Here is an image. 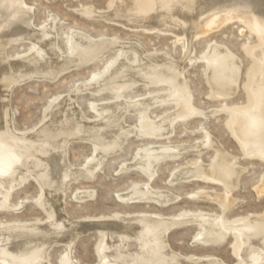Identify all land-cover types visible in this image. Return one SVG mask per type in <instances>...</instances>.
Segmentation results:
<instances>
[{"label": "bare ground", "instance_id": "obj_1", "mask_svg": "<svg viewBox=\"0 0 264 264\" xmlns=\"http://www.w3.org/2000/svg\"><path fill=\"white\" fill-rule=\"evenodd\" d=\"M186 1L194 4L188 23L191 26H204L205 30L201 33L228 21L225 19L215 25L213 14L202 20L198 14L211 5L204 0H116V4L110 8V11L108 10L109 13H98L93 9L87 16L104 15L109 20L120 21L129 27L174 31L175 28H171L170 24L165 25L167 28H163L159 23L172 17L183 19L179 8ZM225 2L231 3L236 13V10H239L241 13L239 12L240 15L237 16L240 20L254 26L264 37V0H225ZM203 5L205 7L203 10L198 9ZM177 8L178 15H171L170 12ZM33 9V6L27 4L25 0H0V43L7 45L13 40L26 39L35 23ZM254 9H257L258 13L254 12ZM153 20L158 21L156 26L138 24L143 22L151 24ZM202 21L203 25L200 24ZM54 24L55 18L50 24L39 25L37 30L40 34L37 36V41L31 42V48L28 46L29 54L16 58L14 62H10L11 64L6 57H0L2 59L0 77L10 80L14 74L21 72L24 68V63H20L21 61L26 65H34L36 71L46 70L48 63L54 59L64 62L79 55L83 62H91L104 51L117 46L116 63L109 71L95 82H86L87 84L76 87V91L87 89L94 96L106 93L114 95L115 98L98 101L94 106L98 116L92 118L84 110L80 111L77 107L79 104L77 99L58 97L49 106L42 120L29 129L26 135L14 134L7 121L4 127L5 121L0 115V211L17 209L18 205L11 199L13 192L28 180H33L41 192L39 204L48 214L46 220L0 224V264H54L50 260L49 252L58 244H63L65 247L61 264H77L71 255L73 245L83 234L91 231L103 234L99 249V264H227L225 260L215 255L184 256L181 252L175 251L169 241L170 231L177 226L192 224L201 227L194 243L216 246L235 235L239 241L237 252L239 264H264V214L252 215L251 218L247 217L248 219L244 218L237 222L224 220L227 210L232 208L236 200L232 198L231 193L239 185V175L242 174V169L237 165V158L230 156L219 143L211 141L212 136L207 130L204 132L206 134L204 139L195 145H169L171 141L165 140L171 137L174 126L179 120L202 113L193 105L189 84L181 68L172 61L173 57L166 51L163 52L165 54L148 53L139 43H132L133 55L128 56L126 46L122 45L126 42L106 38L94 39L79 31H74L71 37L69 36L67 51L60 52ZM192 35L187 36L189 41L183 44L184 56L191 50ZM176 36L178 39L185 37L179 32H176ZM41 43L51 45L50 50ZM82 46L86 48L79 50ZM262 48L260 52L255 53L261 64V72L250 89L252 105L237 112L239 116L232 132L243 145L246 156L257 157L264 161V49ZM51 50L53 53H50ZM204 60L208 64L209 84L212 85L213 93L221 97H229L239 85L241 60L228 47L217 44L210 49ZM69 64L62 65V68L56 65L58 74L66 71ZM26 65L25 68L30 69L28 67L30 65ZM135 67L138 69L134 73V83L142 82L146 86L159 85L140 99L137 98L138 95L126 96L129 92H123L135 84L127 86L125 83L118 85L113 83L123 75L133 74L132 69ZM158 98H164L173 105L172 108L163 111L166 115L161 118L160 115L151 114V107ZM132 113L138 116L137 124L127 123V117ZM132 135L164 141L142 147L136 158L121 168L135 169L146 175L148 179L137 183L129 191L119 193L117 199L120 202H149L163 207L171 205L179 195L157 189L150 181L156 175L157 166L162 158L176 159L182 154L191 152L197 156L193 165L181 167L169 182L187 181L193 177L203 176L219 182L222 186L219 192H204L190 196L216 200L221 211L218 214L203 212L179 215L135 212L119 213L109 218L83 219H73L69 216L65 208V193L70 183L79 177L91 178L102 165L104 158L110 153L119 151ZM73 140H87L95 147L94 157L83 164L79 171L73 168L68 157L69 145ZM209 144H213L217 152L216 162L206 163L200 157L205 146ZM241 168L244 169V166ZM258 190L264 192V178ZM93 195L92 191L84 189L75 192L78 201Z\"/></svg>", "mask_w": 264, "mask_h": 264}, {"label": "rangeland", "instance_id": "obj_2", "mask_svg": "<svg viewBox=\"0 0 264 264\" xmlns=\"http://www.w3.org/2000/svg\"><path fill=\"white\" fill-rule=\"evenodd\" d=\"M204 1L211 5L198 14L202 20L213 14L215 25L220 24L225 19H228V21L208 32L201 33L205 30L204 26H191L188 23L194 7V4L189 1L184 2V5L179 8L180 14H183V19L172 17V19L168 18L169 20L159 23L163 28H167L165 25L170 24L171 28H175L174 31H163L158 29L146 30L143 27H129V25L120 21L109 20L104 15L100 17L95 15L87 16L93 9L98 13H109L110 8L116 4V0H25L27 4L34 8L33 20L35 23L32 28L34 32L30 30L26 39L13 40L7 45L0 43V57H6V60L11 64L16 58L24 56L26 53L29 54L31 42L37 41V36L40 34L37 30L40 27L39 25L50 24L53 18H55L54 26L60 52L65 53L67 51V41L74 31L92 36L94 39L106 38L126 42V44L122 45L126 46L125 50L128 56L133 55L132 43H139L148 53L161 54L164 51L168 52L173 57L172 61H175L184 73L191 91L193 105L198 110H201L202 113L193 114L187 119L179 120L174 126L171 137L165 138V140L171 141L169 145H195L204 139L206 135L204 132L207 130L212 136L211 141L219 143L230 156L237 158V165L242 169V174H240L241 176L239 175V185L231 193L232 198L236 200L232 208L227 210L224 216V220L227 222H237L244 218H251L252 215L264 214V192H259L258 190L263 184L264 161L257 159V157L246 156L243 145L237 140L238 138L236 139V134L233 133L234 130L232 129L238 120L239 115L237 116V112L248 109L252 105L250 89L261 72V64L255 53L260 52L261 48L264 47V37L254 26L240 20L238 16L241 12L236 10V13L231 3H226L225 0ZM203 8H205L204 5L199 6L198 9L203 10ZM179 12L177 8L170 14L175 16ZM254 12L258 13L257 9H254ZM156 21H151V24H149L150 22L138 24L156 26V23H158ZM164 22L165 24H163ZM183 22L186 24H183ZM200 24L203 25V21ZM175 31L185 37L178 39ZM185 34H193L190 40L191 50L186 56H184L185 48L183 44L189 41L187 37L189 35ZM215 43L228 47L242 63L238 88L226 98L213 93L212 85L209 84L208 64L204 60L210 53V49L216 45ZM41 44L48 49L51 47L48 43ZM84 48L86 47H79V50ZM117 49V46L110 48L91 62H83L79 55L71 57L64 62L54 59V61L48 63L46 70L40 69L36 71L33 68L34 65H26L25 62L21 61L20 63H24V70L22 69V71L25 72L21 71L18 74H14V77L12 76L10 80L0 77V115L2 120L5 121L4 127L8 122L14 134H28L29 129L35 127L42 120L54 100L62 96L67 97L69 100L77 99L81 105L77 104L80 111L84 110L92 118L97 117L98 114L94 110L95 104L102 100H112L115 96L106 93L101 96H94L90 90L80 89L76 91V87L95 82L104 76L110 67L116 63ZM50 53H53V51L51 50ZM68 63L70 64L67 70L58 74V66L56 65L61 67ZM25 65H30L28 66L30 69H26ZM137 69L138 67L133 68V74L123 75L113 83L114 85L125 83L127 86L135 84L123 92H129L126 96L138 95L137 98L140 99L145 97V93L158 88L159 85L151 84L146 86L142 82L134 83V73ZM26 72L27 75H25ZM106 92L109 91L106 90ZM172 107L173 105L168 100L158 98L155 100V105L151 107V114L153 116L160 115L159 118H161L166 115L163 111ZM132 114L127 117V123L137 124L139 122L138 116L135 113ZM147 138L150 137L130 136L119 151L110 153L104 158L102 165L91 178L79 177L72 181L65 193V208L69 216L73 219H83L109 218L119 213L133 214L135 212H158L165 215H179L180 213L203 212L218 214L221 211L216 200L190 196L204 192H219L222 189L219 182L208 179L205 176L193 177L187 181L169 182L170 178H173L181 167L193 165L197 156L191 152L182 154L176 159L162 158L157 166L156 175L150 181L152 186L157 189L168 190L179 195L178 199L171 205L163 207L162 205H155L149 202H120L117 199L119 193L129 191L137 183H142L148 179L146 175L135 169L124 170L121 168L125 164L132 162L142 147L164 141ZM214 149L213 144L205 146L200 154L203 162L211 163L218 160L217 152ZM94 153V145L87 140H73L68 149L69 161L73 164L72 166L76 171H79L80 167L86 164L88 160H91L94 157ZM242 153L244 154L242 155ZM243 166L244 169L241 168ZM82 189L92 191L94 195L81 201L76 200L75 192ZM40 197L41 192L37 183L33 180H28L12 194L11 199L14 204L18 205L17 209L0 211V224L16 221L46 220L48 214L39 204ZM200 231L201 227L197 224L174 227L169 233L170 244L176 252H181V255L184 256L215 255L219 259L225 260L227 264H239L237 257L239 241L235 235H232L220 245L204 246L200 243H194ZM102 240V232L91 231L83 234L76 240L71 250L73 261L77 264H99V249ZM64 254V245L58 244L50 250L49 257L54 264H61Z\"/></svg>", "mask_w": 264, "mask_h": 264}]
</instances>
